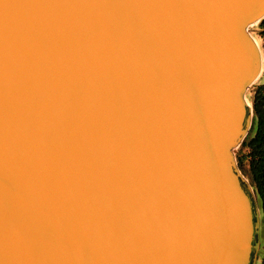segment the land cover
I'll return each instance as SVG.
<instances>
[{
	"label": "water",
	"instance_id": "95a60500",
	"mask_svg": "<svg viewBox=\"0 0 264 264\" xmlns=\"http://www.w3.org/2000/svg\"><path fill=\"white\" fill-rule=\"evenodd\" d=\"M264 0H0V264H255L236 152Z\"/></svg>",
	"mask_w": 264,
	"mask_h": 264
},
{
	"label": "trees",
	"instance_id": "16d2710c",
	"mask_svg": "<svg viewBox=\"0 0 264 264\" xmlns=\"http://www.w3.org/2000/svg\"><path fill=\"white\" fill-rule=\"evenodd\" d=\"M253 29L260 40L264 58V17ZM247 96L252 107V124L237 149L236 159L239 169L249 180L256 195L261 214L260 230H263L259 252L263 251L261 264H264V81L254 83Z\"/></svg>",
	"mask_w": 264,
	"mask_h": 264
},
{
	"label": "rangeland",
	"instance_id": "374dc122",
	"mask_svg": "<svg viewBox=\"0 0 264 264\" xmlns=\"http://www.w3.org/2000/svg\"><path fill=\"white\" fill-rule=\"evenodd\" d=\"M252 33L257 38L258 42L260 43V40L256 36L254 29H253V32ZM258 81H264V61H263L262 71H261V74H260V77H259ZM259 218H260V226H261V214H260V217ZM259 234H260V237H263V230L262 229L259 231ZM262 256H263V251H260V252L258 251L257 260H256V263L255 264H261V258H262Z\"/></svg>",
	"mask_w": 264,
	"mask_h": 264
}]
</instances>
